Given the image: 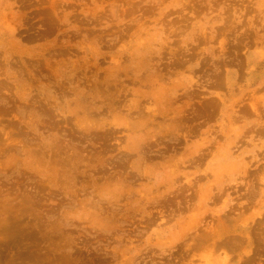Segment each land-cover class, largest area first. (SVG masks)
Segmentation results:
<instances>
[{"label":"rangeland","instance_id":"374dc122","mask_svg":"<svg viewBox=\"0 0 264 264\" xmlns=\"http://www.w3.org/2000/svg\"><path fill=\"white\" fill-rule=\"evenodd\" d=\"M0 264H264V0H0Z\"/></svg>","mask_w":264,"mask_h":264}]
</instances>
